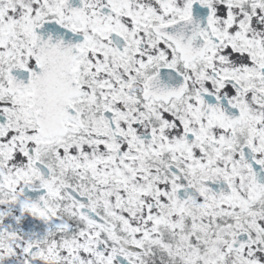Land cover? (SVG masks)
Masks as SVG:
<instances>
[{
    "label": "snow or ice",
    "instance_id": "1",
    "mask_svg": "<svg viewBox=\"0 0 264 264\" xmlns=\"http://www.w3.org/2000/svg\"><path fill=\"white\" fill-rule=\"evenodd\" d=\"M0 264H264V0H0Z\"/></svg>",
    "mask_w": 264,
    "mask_h": 264
}]
</instances>
